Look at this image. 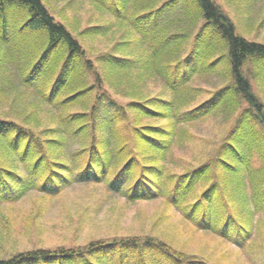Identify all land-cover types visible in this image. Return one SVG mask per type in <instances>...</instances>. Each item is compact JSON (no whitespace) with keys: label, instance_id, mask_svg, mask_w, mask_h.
<instances>
[{"label":"trees","instance_id":"1","mask_svg":"<svg viewBox=\"0 0 264 264\" xmlns=\"http://www.w3.org/2000/svg\"><path fill=\"white\" fill-rule=\"evenodd\" d=\"M263 1L70 0L59 21L50 0H0V208L104 184L245 247L264 214V16L252 18ZM85 5L99 22L80 29L67 11ZM210 117L227 125L214 158L173 170L188 127ZM0 264L221 263L148 234Z\"/></svg>","mask_w":264,"mask_h":264},{"label":"rangeland","instance_id":"2","mask_svg":"<svg viewBox=\"0 0 264 264\" xmlns=\"http://www.w3.org/2000/svg\"><path fill=\"white\" fill-rule=\"evenodd\" d=\"M50 1L52 14L59 21L63 20V8L70 0ZM252 9V18L260 23L264 16V1ZM245 10L231 9L240 26L247 25L246 21L250 20L249 16L241 14ZM67 15L79 17L80 29L99 22L95 11L87 5L81 7L78 14L67 11ZM260 31L257 39L264 41V27ZM104 47L94 43L95 52ZM214 81L208 86H213ZM226 126L218 117L190 125L185 138L189 141L176 146L171 168L180 172L182 166L195 167L211 161L227 133ZM0 213L4 217L0 229L7 234L5 242L0 243V257L24 250L84 247L92 240L152 234L173 240L178 248L203 254L221 264H264L262 213L255 217L252 239L243 248L199 230L163 200L130 202L121 194L110 192L104 184L76 185L55 198L33 193L14 205L0 208Z\"/></svg>","mask_w":264,"mask_h":264}]
</instances>
